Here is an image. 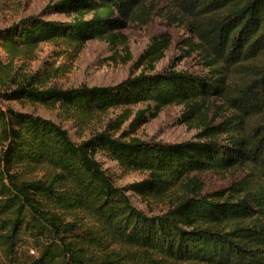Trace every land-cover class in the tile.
I'll return each mask as SVG.
<instances>
[{
  "label": "trees",
  "instance_id": "trees-1",
  "mask_svg": "<svg viewBox=\"0 0 264 264\" xmlns=\"http://www.w3.org/2000/svg\"><path fill=\"white\" fill-rule=\"evenodd\" d=\"M142 1L50 0L40 13L0 28V48L14 57L42 42L113 40ZM172 1L190 18L208 74L168 67L115 84L60 88L30 73L0 98L59 108L78 122L96 111L147 102L129 126L171 104L184 105V115L199 112L213 97L234 113L207 120L195 140L124 141L109 133L108 123L75 142L58 122L0 104V264H264V132L251 139L239 126L247 111L251 117L264 110V62L257 63L264 59V0ZM48 11L69 19H47ZM156 46L157 40L140 61L159 60ZM240 67L243 77L231 83V70ZM9 72L0 54V86ZM99 150L147 177L115 185L95 158ZM248 162L261 163V180L252 184L203 193L199 179L189 177ZM39 169L42 175L32 176ZM129 189L154 198L180 192L163 213L145 215L131 203Z\"/></svg>",
  "mask_w": 264,
  "mask_h": 264
},
{
  "label": "rangeland",
  "instance_id": "rangeland-1",
  "mask_svg": "<svg viewBox=\"0 0 264 264\" xmlns=\"http://www.w3.org/2000/svg\"><path fill=\"white\" fill-rule=\"evenodd\" d=\"M49 2L50 0H0V28L40 13ZM43 17L69 19L62 13L51 11L43 14ZM189 23L190 18L172 0H143L141 5L133 10L127 26L119 30L113 40L94 39L80 46L69 45L61 40L42 42L31 51L21 52L14 57H9L0 48L4 64L10 66L9 78L6 80L8 83L0 86V92L15 87L22 76L30 73H37L44 86L60 88L77 87L81 84H115L129 74L152 73L168 67L206 75L208 69L200 54L197 34ZM156 40V56H159V60L152 65L147 57L140 61L143 50ZM263 62L264 59L257 61L259 64ZM242 73L241 67L232 69L231 83L240 82ZM12 79L14 84L10 81ZM0 104L4 108L12 107L58 122L67 129L75 142L87 137L92 130L105 128L108 123L111 125L109 133L114 137H121L124 141L132 138L167 143L195 140L200 138L197 133L202 130L207 120L217 123L234 113L220 97H213L208 108L199 109V112L193 111L184 115V105L171 104L147 111L144 118L129 126L136 111L146 109L147 102L110 107L103 112L96 111L81 122L66 119V114L60 112L59 108L50 109L40 104L2 98ZM247 109L251 110L249 107ZM247 113L249 111L242 115L241 121L240 118L235 120L239 121L241 132L254 139L264 132V110L257 115L250 114L251 117H248ZM112 120L114 121L111 122ZM123 130L125 135L120 136ZM224 137V134L219 136L221 139ZM95 158L117 186H125L147 177V172L124 169L103 150L97 151ZM260 165L259 162L242 163L220 171L194 172L189 177H197L203 186V193H208L240 181L252 184L261 180ZM42 172L39 169L32 176L38 177ZM179 192L180 189L172 190L159 198L141 197L132 189H129L127 194L131 203L145 215H157L172 205L175 195ZM77 220L82 225L89 222L81 213L77 214ZM115 247L120 254L126 252L121 246Z\"/></svg>",
  "mask_w": 264,
  "mask_h": 264
}]
</instances>
